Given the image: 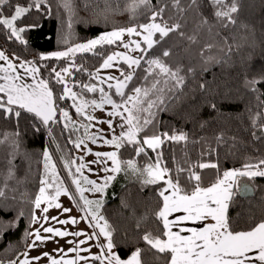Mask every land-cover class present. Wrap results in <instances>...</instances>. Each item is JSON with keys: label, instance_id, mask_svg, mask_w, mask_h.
I'll list each match as a JSON object with an SVG mask.
<instances>
[{"label": "snow or ice", "instance_id": "obj_1", "mask_svg": "<svg viewBox=\"0 0 264 264\" xmlns=\"http://www.w3.org/2000/svg\"><path fill=\"white\" fill-rule=\"evenodd\" d=\"M61 4L69 12L68 27H72L71 13L74 0H60ZM48 3V0H30L27 5H13L10 0H0V27L8 30V38H15L21 44H27L23 34L35 25H20L23 18L31 11H40L42 5ZM11 9V14L4 15V11ZM169 7L174 10V14L165 17L166 10ZM144 8L150 15H147L146 23H138L129 27H121L109 32H105L97 38L87 40L84 43L76 44L66 51L54 52L51 56H41L42 60L55 58L69 59L76 53H93L94 55H103L96 49L104 46L117 45L125 51H113L107 54L103 59L100 69H113L119 72V76L108 75L100 76V69L95 73H89L99 83H83L80 85L81 91H73L76 84L69 85L68 77L72 75V69L76 71H87L81 66H76L74 60L70 66L61 68L59 71L54 67L51 69L53 79L56 84L62 85L59 94H55L53 88L49 86V80L38 78L37 74L40 68L32 61H22L17 64L10 59L4 51L0 50V61L6 62L0 64V112L5 119L15 118L18 120L23 113L32 114L33 119H38L44 126L52 123H60L57 118L59 112L62 116L63 127L75 128L76 123L72 120L69 111L61 109L58 106V100L70 99L72 107L77 114L83 116L89 123L81 124L84 130V138L75 141V147L80 148L85 144V140L96 143L103 140V144L114 148V151L96 152V161L107 164L111 161L112 167H105L104 171L111 172L104 178L102 184L95 180H90L83 175V169L86 164L81 163L73 172L68 161H65V168L71 177V183L75 185L79 193L80 200L83 201L82 212L85 215L83 219L94 221L89 224L99 230L92 235L84 231L69 232L52 226L41 227L49 236H42L40 229L35 232L26 233L28 236H34L35 239L29 245V249L37 248V242L44 243L47 240H56L57 237L67 236H85V240L67 241L74 246L68 251L76 253V257L65 259L67 252L62 248L54 251L63 252L64 256L53 257L50 253L44 252L39 256L28 258L25 252L24 259L20 264H33V261H39L48 258L49 264H79V261H96L99 264H145L142 260V252L155 251L156 260H161L163 264H264V219L253 224L247 229H240L229 217V208L233 205L236 195L244 196L252 188L247 183L241 184V178L249 180L255 177H264V159H259L256 163H245L240 169L220 170L218 162L206 161L205 155L217 153V149L208 145L198 153L199 159L193 161L187 151L189 143L200 144V140L191 139L186 132H153L150 135H142L146 130L154 125L156 111L166 110L165 101L169 93L183 90L186 84V74L182 65L173 66L168 63L166 58L172 55L171 48H161L159 55L153 52L158 45H162L172 34L188 41L190 44L198 43V35L201 31L219 37L222 46L220 52L230 56L233 49L239 51L243 46L237 42L235 35L232 36L233 43L229 44L228 36H221L220 29L235 27L238 23V14L240 12L239 0H160L159 6H154L152 0H132V3L126 10L130 11L135 18L137 10ZM211 9V19L205 15L202 9ZM50 11V6L47 9ZM193 12V28L189 34L184 29L188 26V17L185 15ZM242 28H248V25H241ZM216 29L214 32L213 30ZM128 36L125 41L123 38ZM137 37L139 39H134ZM246 41V37H241ZM217 48V44L205 42L199 50V56L202 62L207 65L210 62L227 63L226 60L216 59L215 56H206L205 52H211ZM226 49V50H225ZM139 55H134V53ZM151 53V54H150ZM19 60V57H16ZM120 64L126 66L127 70L119 67ZM23 69L22 75L17 69ZM205 67L202 71H207ZM195 69L189 67L187 74L194 73ZM26 77L31 78V83L27 82ZM114 81V83H112ZM107 85L109 91L103 86ZM131 85V87H130ZM257 85H264V77L248 79L245 77L244 86L253 93H259L256 96L259 105H264V92H260ZM201 91L208 92L207 82L199 85ZM84 93H98L99 99H86ZM227 98V91L224 94ZM118 97L119 99H115ZM111 106V111L107 112L108 120L98 119L93 113L99 109L104 110L105 106ZM208 107L213 111L219 112L215 103H209ZM89 109L91 111H89ZM251 112V109H249ZM115 118H119L117 125L121 129L116 134L113 127ZM253 126L252 136L255 140L264 139V111H259L250 117ZM106 123L112 132L110 139L103 138L102 130L97 133H89V129L94 127L92 123ZM204 127V124H201ZM256 131L261 135L257 136ZM49 133L51 128L49 127ZM19 131L13 133H3L0 135V145L8 144L12 151L8 154L9 159L7 175L5 182L0 187V198H6L5 189L8 188L7 181L15 179V164L13 163L20 149ZM235 140V137L232 138ZM217 147L225 143L223 133L215 137ZM166 144L181 145V154L176 156L175 152L171 155L172 167L164 159V146ZM133 151V156L126 160H121L120 150L125 147ZM148 150L155 153L154 157L148 156ZM89 154H93L91 149H87ZM145 157L144 164L138 162L139 157ZM101 158H103L101 160ZM45 178L41 180L39 194L35 197L33 203L36 209H41L42 204L46 207L42 209L45 214L44 223L49 219L56 221L61 225L69 223L75 225L79 221L76 218L60 220L58 217L49 218L46 213L51 208L61 209L62 205L58 202L62 195H70L68 188L65 187L63 180L56 170V164L52 160L49 152L43 153ZM81 160L83 157L80 158ZM218 160V156H217ZM72 164L75 161L71 162ZM215 170V177L205 182L203 170ZM129 171L136 175L144 186H158L156 196L159 201V207L152 213L155 224L158 227L153 233L151 228L147 227V214L141 217L137 223V229L144 227L145 230L140 239L148 246L146 249L136 248L131 255L122 259L114 251L116 245L113 243V231L111 225L100 214L103 207V200H91L85 196V192L104 193L109 183L116 179L115 174ZM79 174V175H77ZM88 185L90 187H85ZM54 194L49 195V190ZM15 199V197H13ZM63 212H70L71 209L63 208ZM4 208L0 206V212ZM20 215H23L20 213ZM32 223H38L39 219L33 215ZM105 238L104 244H99L100 236ZM96 239V247L99 252L88 257L80 256V252H91L90 248H81L80 245L86 244L89 240ZM0 264H4L0 260ZM8 264H16V261H9Z\"/></svg>", "mask_w": 264, "mask_h": 264}, {"label": "trees", "instance_id": "obj_2", "mask_svg": "<svg viewBox=\"0 0 264 264\" xmlns=\"http://www.w3.org/2000/svg\"><path fill=\"white\" fill-rule=\"evenodd\" d=\"M13 5H27L30 0H10ZM186 2V0H185ZM240 12L238 23L235 27L220 29L221 36L229 37V44L233 43L232 36L235 35L237 42L243 46L237 51L234 47L230 56L219 51L222 41L206 31L198 35V43L190 44L172 34L162 45H158L153 52L159 55L161 48H171L172 55L166 58L173 66L180 64L186 74V84L181 91L169 93L165 101L166 110L156 111L154 125L150 126L146 133L153 132H186L190 140H200V144L187 146V151L193 161L199 159L198 153L208 145L217 149L213 155H205L206 161L218 162L220 170L240 169L245 163H256L264 159V139L255 140L252 136L253 126L250 117L259 111H264V105H259L256 96L244 86L245 77L248 79L264 77V0H239ZM132 0H74L71 13L72 27H68L69 12L63 7L60 0H48L42 5L40 11L33 10L25 16L20 25H35L23 34L27 44H21L15 38H8V30L0 27V50L17 64L22 61H32L40 68V78L48 79L49 86L55 94H59L62 85L56 84L51 73L52 68L58 71L70 66L74 60L76 66H81L87 71H76L72 69L71 77H68L69 85L76 84L73 91L80 92L83 83H99L89 73H95L99 69L107 54L115 51L119 46L111 45L97 48L96 51L103 55L93 53H78L72 60L67 58L57 60L51 58L42 60L44 54L66 49L69 46L87 41L99 34L129 27L138 23H146L147 12L139 8L133 18L130 11L126 10ZM207 3V0H205ZM154 6H159L160 0H152ZM50 6V11L47 9ZM11 9L6 7L4 15L11 14ZM205 15L211 19V9H202ZM174 14L170 7L166 10L165 17ZM188 17V26L184 29L189 34L193 28V12L185 14ZM241 25H248L242 28ZM214 32L216 29L213 30ZM246 37V41L241 39ZM205 42L217 44L211 52H205L206 56H215L216 59L226 60L227 63L210 62L205 65L199 56V50ZM226 50V49H225ZM151 54V53H150ZM19 57V60L16 59ZM127 70L126 66L121 64ZM192 67L194 73L187 74V69ZM207 71H202L203 68ZM207 82L208 92L201 91L199 85ZM131 87V85H130ZM260 92H264V85H257ZM227 91V98L224 94ZM2 95V94H0ZM86 99H99L98 93H84ZM119 99L118 97H114ZM264 100V96H261ZM59 108L69 111L75 128H64L62 116L59 112L57 118L60 123H52L49 126L42 125L38 119H33L32 114L22 112L21 118L5 119L0 112V135L19 131L20 149L13 163L15 164V179L8 180L6 198H0V206L4 211L0 212V260L4 264L16 261V264L27 252L33 223L34 199L39 194L42 186L41 180L45 178L43 153L49 152L56 164V170L68 188L77 204L81 201L76 188L71 183V177L65 168V161L70 163L73 172L81 164L79 148L75 147L77 139L84 138V130L81 124L89 123L83 116L76 113L70 99L58 100ZM209 103H215L219 112L208 107ZM251 109V112L249 111ZM204 124V127H201ZM49 127L51 133H49ZM223 133L225 143L217 147L215 137ZM256 135L261 133L256 131ZM235 137V140L232 138ZM12 151L8 144L0 145V187L5 182L8 169L9 153ZM175 152L179 157L181 145L166 144L164 146V159L168 166L172 167L171 155ZM121 160L133 156V151L128 148L120 150ZM148 156L154 157L155 153L148 150ZM218 156V160H217ZM138 159L144 164L145 157ZM75 161L74 164L71 162ZM205 182L215 177V170H203ZM248 181L255 186L256 193L252 197L236 195L233 205L229 208V217L240 229H247L253 224L264 219V177H255L251 180L241 178L240 183ZM158 186H144L140 179L128 173L116 174V179L109 183L103 195V207L101 215L111 225L113 231V243L116 252L122 259L128 258L136 248L146 249L148 246L140 236L145 228L137 229V221L147 214V227L155 234L158 225L155 224L152 213L159 207L156 196ZM49 194H54L49 190ZM15 197V199H13ZM22 213L23 215H20ZM155 251L142 252V260L145 264H163L156 260ZM95 264L99 262L95 261Z\"/></svg>", "mask_w": 264, "mask_h": 264}, {"label": "rangeland", "instance_id": "obj_3", "mask_svg": "<svg viewBox=\"0 0 264 264\" xmlns=\"http://www.w3.org/2000/svg\"><path fill=\"white\" fill-rule=\"evenodd\" d=\"M106 32H109V31H106ZM103 33H105V32H103ZM103 33H101V34H103ZM101 34H99L98 36H100ZM98 36L93 37L91 39L97 38ZM133 38L134 39H139L137 37H133ZM123 39L125 41H127L129 39V37L125 36ZM84 42H86V41H84ZM84 42H80V43H84ZM76 44H79V43H76ZM76 44H73V45L69 46L68 48H70V47H72V46H74ZM68 48L62 49V50H55V51L46 53L44 55L45 56H51V54L54 53V52L66 51ZM115 51H125V50L122 47H118ZM76 54H78V53H76ZM134 55H139V53L138 52L134 53ZM4 63L5 62H3V64ZM119 67L122 68L121 64L119 65ZM99 69H100V67H99ZM18 70H19V72L21 74H24L23 69H19L18 68ZM108 75L119 76V72L116 71L115 68H113V69H100V76L106 77ZM26 80H27V82L31 83V81L28 79V77L26 78ZM0 83H3V81H0ZM112 83H114V81ZM100 86H103L106 91H109L106 84L105 85H100ZM89 111H91V110L89 109ZM108 111H111V106H107L106 105L105 109L103 111L97 109L93 114L98 119L108 120V119H110V117L107 116V112ZM92 123L94 124V127L89 129V133H97L98 130H102V133H99V134L102 135L103 138H105V139H110L111 138L112 132L109 130L108 125L106 123H96L95 121H93ZM119 123H120L119 118H115V122H114L113 127L116 129V134L117 135L121 131V129L119 127H117V125ZM87 149H91L93 154H89ZM114 150H115L114 148L109 147L107 145H104L102 139L98 140L95 144L92 143L90 140H85V144L82 145L79 148V157L80 158L83 157V159L80 160V162L87 165V167L82 170L83 171V175L86 176L90 180H95L98 184H102L104 182V178L105 177H107L109 175H113V173H111V172L104 171L105 167L111 168L112 167V163H111V161H108L107 164H104L102 162L92 163L93 161L97 160V157L94 155V153H96V152H109V151H114ZM102 159L103 158H101V160ZM52 160H53V158H52ZM53 162H54V160H53ZM77 175H79V174H77ZM84 186L85 187H90L88 185H84ZM74 187H75V185H74ZM69 193H70V191H69ZM77 194L79 196L78 192H77ZM103 195H104V193L85 192V196L88 199H91V200L103 199ZM79 200H80V198H79ZM80 201H81V204L78 205L76 200L71 195V193H70V195H62V196L59 197V200H58V202L62 205V208L61 209H57V208L53 207V208L49 209V211L46 213V215L49 218L58 217L60 220H67V219H70V218L74 217V218H76L79 221L75 225H73L71 223H69L67 225H61V224H59L56 221L51 220V219H49L48 223H44L43 217H44L45 214L42 212V209L44 207H46V204H42L41 205V209L34 208L33 215H35L39 219V222L38 223H33L31 232H35L36 229H40V232H41L42 236H49L50 234L45 233L43 231V228L41 227V225L43 224V227L52 226L54 228H59L61 230H67L69 232L84 231V232L88 233L89 235H92L94 232L98 233L99 232L98 229L89 226V224L94 223V221H91V219H89V220L83 219V217L85 215H90V214H87V213L81 211V208L83 207V201L82 200H80ZM63 208L71 209V211L70 212H63V210H62ZM34 239H35V237L31 236V240H30L29 245L32 243V241ZM85 239H86L85 236H79V237L67 236V237H64V238L57 237L56 240H58L59 243H56L54 240H47L44 243L37 242V244L39 245L37 248L29 249V246H28V248H27L28 258L39 256V255H41L44 252H48L53 257H56V258L64 256L63 252H59L58 253V252L54 251L57 248H62V249L65 250V252L68 253L67 256L64 257L65 259L75 258L77 254L68 251L74 245L73 244H69L67 241L71 240V241H77L78 242L80 240H85ZM105 242H106L105 238L101 235L100 238H99V244L102 245ZM96 244H97V240L96 239H92V240H89L86 244L80 245L81 248H90L91 252H83L82 251V252L79 253V255L88 257V256H90L92 254L98 253L99 252V248L96 247ZM114 251H116V250L114 249ZM24 258L25 257H23L20 261H22ZM41 261H45V264H46V261H48L47 264H49V260L46 257L41 259V260H39V261H35L34 260L33 264H41ZM18 264H20V262ZM79 264H86V262L84 260H81V261H79ZM87 264H95V261L89 260V261H87Z\"/></svg>", "mask_w": 264, "mask_h": 264}, {"label": "water", "instance_id": "obj_4", "mask_svg": "<svg viewBox=\"0 0 264 264\" xmlns=\"http://www.w3.org/2000/svg\"><path fill=\"white\" fill-rule=\"evenodd\" d=\"M245 183H247L248 185L251 186L252 191H250L249 193H247L246 195H244L242 197H252V196H254V194L256 193L255 186L252 183L248 182V181H244L241 184H245Z\"/></svg>", "mask_w": 264, "mask_h": 264}, {"label": "crops", "instance_id": "obj_5", "mask_svg": "<svg viewBox=\"0 0 264 264\" xmlns=\"http://www.w3.org/2000/svg\"><path fill=\"white\" fill-rule=\"evenodd\" d=\"M3 62L4 61H0V64H3ZM4 64H6V62L4 63ZM18 70V69H17ZM19 71V70H18ZM0 75H2V74H0ZM23 75V74H22ZM37 76H38V78H40V76H39V74H37ZM27 78V77H26ZM28 79L31 81V78L30 77H28ZM32 82V81H31ZM48 263V261H46V264ZM41 264H45V261H41Z\"/></svg>", "mask_w": 264, "mask_h": 264}]
</instances>
